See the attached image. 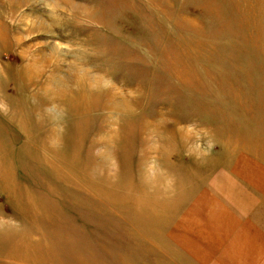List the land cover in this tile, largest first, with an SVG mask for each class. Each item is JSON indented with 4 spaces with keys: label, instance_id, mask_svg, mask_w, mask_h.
Instances as JSON below:
<instances>
[{
    "label": "rangeland",
    "instance_id": "374dc122",
    "mask_svg": "<svg viewBox=\"0 0 264 264\" xmlns=\"http://www.w3.org/2000/svg\"><path fill=\"white\" fill-rule=\"evenodd\" d=\"M234 201L264 229V0H0V264H234Z\"/></svg>",
    "mask_w": 264,
    "mask_h": 264
},
{
    "label": "crops",
    "instance_id": "0c3cea01",
    "mask_svg": "<svg viewBox=\"0 0 264 264\" xmlns=\"http://www.w3.org/2000/svg\"><path fill=\"white\" fill-rule=\"evenodd\" d=\"M234 203H237L235 205L238 207L234 210V264H245L241 260L244 254L247 256L246 264H264V229L255 224L254 204L252 207L250 206V211H244V209L239 208V201H234ZM237 219L240 221L247 219L246 231L241 230L244 228H239ZM222 261H227V258L224 256Z\"/></svg>",
    "mask_w": 264,
    "mask_h": 264
},
{
    "label": "bare ground",
    "instance_id": "6f19581e",
    "mask_svg": "<svg viewBox=\"0 0 264 264\" xmlns=\"http://www.w3.org/2000/svg\"><path fill=\"white\" fill-rule=\"evenodd\" d=\"M3 38V37H2ZM31 69H33L32 67H31Z\"/></svg>",
    "mask_w": 264,
    "mask_h": 264
}]
</instances>
